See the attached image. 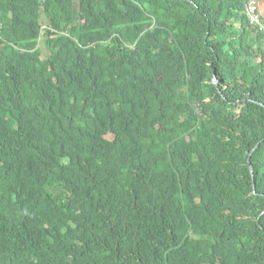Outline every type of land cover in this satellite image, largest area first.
Here are the masks:
<instances>
[{
  "label": "trees",
  "instance_id": "obj_1",
  "mask_svg": "<svg viewBox=\"0 0 264 264\" xmlns=\"http://www.w3.org/2000/svg\"><path fill=\"white\" fill-rule=\"evenodd\" d=\"M244 8L0 0V264H264Z\"/></svg>",
  "mask_w": 264,
  "mask_h": 264
},
{
  "label": "built area",
  "instance_id": "obj_2",
  "mask_svg": "<svg viewBox=\"0 0 264 264\" xmlns=\"http://www.w3.org/2000/svg\"><path fill=\"white\" fill-rule=\"evenodd\" d=\"M245 12L248 17L249 23L253 27H259L261 26V16L262 13L259 9V2L258 0H245ZM261 25V26H260Z\"/></svg>",
  "mask_w": 264,
  "mask_h": 264
},
{
  "label": "crops",
  "instance_id": "obj_3",
  "mask_svg": "<svg viewBox=\"0 0 264 264\" xmlns=\"http://www.w3.org/2000/svg\"><path fill=\"white\" fill-rule=\"evenodd\" d=\"M260 8L264 17V0H260Z\"/></svg>",
  "mask_w": 264,
  "mask_h": 264
},
{
  "label": "clouds",
  "instance_id": "obj_4",
  "mask_svg": "<svg viewBox=\"0 0 264 264\" xmlns=\"http://www.w3.org/2000/svg\"><path fill=\"white\" fill-rule=\"evenodd\" d=\"M258 2H259V9H260V11H261V8H260V0H258ZM244 10H245V8H244ZM261 13H262V11H261ZM262 18H263V14H262V16H261V19H262ZM261 25H262V26H261ZM261 25H260V26H261L262 28H264V26H263V24H262V21H261ZM252 27H253V26H252ZM256 28H259V27H256ZM262 28H261V29H262Z\"/></svg>",
  "mask_w": 264,
  "mask_h": 264
}]
</instances>
